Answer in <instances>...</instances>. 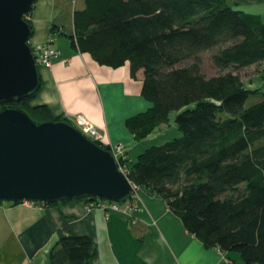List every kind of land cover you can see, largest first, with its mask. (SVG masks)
I'll return each mask as SVG.
<instances>
[{
	"label": "trees",
	"instance_id": "1",
	"mask_svg": "<svg viewBox=\"0 0 264 264\" xmlns=\"http://www.w3.org/2000/svg\"><path fill=\"white\" fill-rule=\"evenodd\" d=\"M73 21L79 50L104 65L129 62L132 77L142 72L150 105L125 120L135 137L171 116L179 132L138 155L131 183L162 197L206 247L264 264V74L261 87L247 88L233 71L264 62L261 16L226 0H85ZM208 51L220 70L212 76L200 67ZM40 87L12 105L36 121H69L33 103ZM93 253L87 236H67L50 260L87 264Z\"/></svg>",
	"mask_w": 264,
	"mask_h": 264
},
{
	"label": "crops",
	"instance_id": "2",
	"mask_svg": "<svg viewBox=\"0 0 264 264\" xmlns=\"http://www.w3.org/2000/svg\"><path fill=\"white\" fill-rule=\"evenodd\" d=\"M226 1L264 21V0ZM84 8L85 0H36L28 14L31 49L51 38L59 50L49 68L37 66L41 87L33 103L71 120L82 114L102 133V144H122L134 162L147 147L169 139L159 136L158 126L143 138L126 126L128 117L150 105L141 95L142 72L132 77L129 62L100 64L78 49L73 19ZM126 201L108 214L88 210L83 198L35 205L0 201V264H51L50 253L59 239L76 235L87 236L93 244L87 264H244L236 252L206 247L162 197L139 188Z\"/></svg>",
	"mask_w": 264,
	"mask_h": 264
},
{
	"label": "water",
	"instance_id": "3",
	"mask_svg": "<svg viewBox=\"0 0 264 264\" xmlns=\"http://www.w3.org/2000/svg\"><path fill=\"white\" fill-rule=\"evenodd\" d=\"M35 1L0 0V201H124L133 186L111 149L70 121H36L12 105L40 84L26 18Z\"/></svg>",
	"mask_w": 264,
	"mask_h": 264
},
{
	"label": "built area",
	"instance_id": "4",
	"mask_svg": "<svg viewBox=\"0 0 264 264\" xmlns=\"http://www.w3.org/2000/svg\"><path fill=\"white\" fill-rule=\"evenodd\" d=\"M51 40H52L51 38H48L45 42L41 44H37L32 47V53L35 58L37 66L39 65L45 68H49L52 65L53 60L59 55V50L51 45L50 43ZM71 123L74 124L82 133L92 138L93 140L99 142L102 141L103 138L102 133L95 126H93L82 114H76L72 119ZM122 151H123L122 144L113 145L112 152L116 157L117 161L119 160L118 158H120L119 154L122 155ZM118 166L120 171L124 173L125 170L123 169L122 166H120L119 161H118ZM133 188H135L136 190L137 187L133 185ZM126 200L120 202H125ZM24 202H26L29 205H35L38 203L32 201H24ZM121 204L122 203H119V201L98 198V199H93L90 202H87L86 207L88 210L100 209L108 214L110 212L119 210ZM126 205L127 207L132 208L130 202L126 201Z\"/></svg>",
	"mask_w": 264,
	"mask_h": 264
},
{
	"label": "rangeland",
	"instance_id": "5",
	"mask_svg": "<svg viewBox=\"0 0 264 264\" xmlns=\"http://www.w3.org/2000/svg\"><path fill=\"white\" fill-rule=\"evenodd\" d=\"M35 2H34V4H35ZM26 18L29 21L28 14L26 15ZM211 53H212V51H208L207 53L203 54V61H202L201 65H200L201 71L206 76H212V75H216V74L220 73V70H218L216 67H214L212 65L211 61H210V54ZM233 71L240 75L245 87H247V88H257V87H259L260 81L262 82L261 78H262V75L264 74V62L259 63V64H254V65H251V66H248V67H245V68L233 69ZM260 86H262V83H261ZM248 103H250V101ZM68 120L70 122H72V120L70 118ZM158 127H159V131L161 133L159 136H161V137H166V138H168L170 140L171 138L177 136L176 135L177 132H176V129H175L176 126L172 123V116H171V119L168 122H163L160 125H158ZM173 127H174V129H172ZM99 143H101V142H99ZM103 147H106V148L112 150L113 144H108L106 146L104 145ZM119 156H120V158H118L119 159L118 160L119 164L125 170L124 174L127 175L128 168L130 167L132 161H130L127 158V156L125 154V151H124V148H123V151H122V155L119 154ZM138 190H139V187H137L136 190H135V188H133L132 196L130 198H127V199H133L136 196V193H137ZM85 200H86V202H90L91 201V200L88 201L87 199H85ZM119 203H122V202H119Z\"/></svg>",
	"mask_w": 264,
	"mask_h": 264
}]
</instances>
